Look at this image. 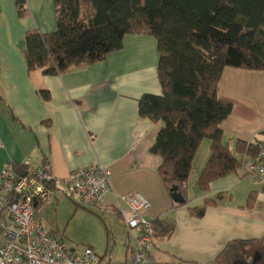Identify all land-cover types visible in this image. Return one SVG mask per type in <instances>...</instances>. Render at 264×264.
<instances>
[{"label": "crops", "instance_id": "0c3cea01", "mask_svg": "<svg viewBox=\"0 0 264 264\" xmlns=\"http://www.w3.org/2000/svg\"><path fill=\"white\" fill-rule=\"evenodd\" d=\"M55 29L53 0H28L26 15L22 17L15 0H0V171L9 162L19 164L25 159L32 166L48 168L55 180L51 198L55 201L54 210L57 212L66 203L71 205L72 214L66 224L57 215L49 217L44 203L39 204L36 213L44 229L64 244L73 243L76 238L68 232L70 221L77 214H88L103 223L107 248L99 255L91 246L85 247H90L103 263L117 264L106 254L115 245H124L127 237L124 256L128 255L129 245L132 247V253L124 260L128 264L134 245L117 205L124 209L121 198L139 193L149 203L152 221L173 227L169 237L154 235L152 264H213L231 243L261 239L264 177L251 180L241 176L238 169L211 182L206 193L197 188L198 176L210 154L208 140L201 142L192 162L186 182L187 205H179L183 202L179 193L167 192L158 174L162 160L149 151L162 123H152L138 114V100L143 95L162 93L155 38L126 35L119 51L60 76L28 72L23 55L26 33H50ZM40 91L49 93L48 101H42ZM217 96L232 105L220 125L222 144L227 149L235 153L237 142L264 140V72L224 68ZM237 157L241 160V156ZM93 164L102 165L111 173L104 207L98 210L101 216L81 207L74 197L62 194L72 171ZM252 192L255 200L248 208L246 202ZM220 193L223 200L208 207L202 218L190 216L187 207H200L204 199H214ZM68 247L76 251L82 248ZM227 257L231 264H247L253 259L260 264L264 261V248L258 244H231Z\"/></svg>", "mask_w": 264, "mask_h": 264}, {"label": "trees", "instance_id": "16d2710c", "mask_svg": "<svg viewBox=\"0 0 264 264\" xmlns=\"http://www.w3.org/2000/svg\"><path fill=\"white\" fill-rule=\"evenodd\" d=\"M28 0H15L18 15H26ZM56 29L25 35L23 51L28 72L44 76L63 73L102 61L119 51L126 35L155 38L159 54L157 77L162 93L138 100V114L162 128L150 148L161 158L158 174L171 195L179 193L186 206V182L201 144L209 141L210 154L196 186L209 184L240 169L245 157H256L257 142L236 143L235 153L222 144L220 125L232 105L220 100L217 86L224 68L264 72V0H53ZM42 101L49 93H38ZM241 156V160L237 156ZM224 198L204 199L200 207H187L202 218L208 207ZM255 194L246 202L252 207ZM154 235L169 237L173 227L153 220ZM232 245L258 244L259 240ZM230 244V246H231ZM228 247L213 264H231ZM177 264H192L178 262Z\"/></svg>", "mask_w": 264, "mask_h": 264}, {"label": "built area", "instance_id": "2783aa9c", "mask_svg": "<svg viewBox=\"0 0 264 264\" xmlns=\"http://www.w3.org/2000/svg\"><path fill=\"white\" fill-rule=\"evenodd\" d=\"M0 141V147H1ZM256 157H245L239 173L257 180L264 177V140L257 142ZM110 171L99 164L72 171L63 195L77 197L84 207L102 210L109 191ZM55 180L48 168L32 166L28 159L9 162L0 171V264H107L90 247L69 248L51 236L37 216V206L51 199ZM119 216L130 235L134 253L128 264H152L153 221L149 203L139 193L121 198Z\"/></svg>", "mask_w": 264, "mask_h": 264}, {"label": "rangeland", "instance_id": "374dc122", "mask_svg": "<svg viewBox=\"0 0 264 264\" xmlns=\"http://www.w3.org/2000/svg\"><path fill=\"white\" fill-rule=\"evenodd\" d=\"M64 199L66 201H68L69 203H71L67 197H64ZM76 199H77V197L75 196L73 200L75 202H77ZM54 203H55V201L52 199L47 200L43 204V206H45V212L49 215V217H55V215H57L61 222L64 221L67 224L69 221V218L71 217V214H72L71 205H68L66 203H62L63 205L61 204L58 207L59 208L58 211L56 212V210H54ZM77 204H80V203L77 202ZM81 207H84V206L81 205ZM84 208L93 212L94 214H96V216L102 215L101 212L96 210V209H90L87 207H84ZM79 215L77 214V217L70 221V225L68 227V232L69 233L71 232V234L76 239L73 243L65 242V244L67 246H73L74 245V246H78V247H85V246L89 245L94 249V251L97 254L103 255L104 251L107 248V240L105 239V227H104L103 223L98 222L97 220L91 218V216H89L88 214H83V215L79 214ZM95 221H97V222H95ZM126 239H127V237H125V240ZM125 240H124V245L121 244L118 246V244H117L112 248L110 253L108 251L109 254H106V258L110 257L111 260H113V262H119L117 264H124L125 263L124 260L126 258L128 259L129 255L132 253V247L129 245L128 255L124 256V247L127 245V241H125ZM109 248H110V246H109ZM260 264H264V261L260 262Z\"/></svg>", "mask_w": 264, "mask_h": 264}, {"label": "water", "instance_id": "95a60500", "mask_svg": "<svg viewBox=\"0 0 264 264\" xmlns=\"http://www.w3.org/2000/svg\"><path fill=\"white\" fill-rule=\"evenodd\" d=\"M177 201V200H176ZM237 264H243V263H237ZM247 264H256V260L255 259H253L250 263H247Z\"/></svg>", "mask_w": 264, "mask_h": 264}]
</instances>
